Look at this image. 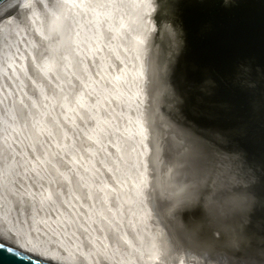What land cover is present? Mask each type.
Listing matches in <instances>:
<instances>
[{
    "label": "bare ground",
    "instance_id": "6f19581e",
    "mask_svg": "<svg viewBox=\"0 0 264 264\" xmlns=\"http://www.w3.org/2000/svg\"><path fill=\"white\" fill-rule=\"evenodd\" d=\"M156 1L160 0H49V3H46V0H11L0 7V236L12 241L24 250L46 256L54 260L62 261L66 264H228L221 260L227 261L231 264H264V257H256L257 254L264 255V249L252 250L243 248L244 250H248L246 257L243 256V258H246L245 260L255 261L249 263L245 261H238L240 258L234 255V253L230 256L232 258H224L219 254H209L207 252L197 251L187 244V246L182 245V241L186 236L188 237V232L186 233V230L183 231L184 228L182 226L186 222L182 219L183 217L181 218L180 214L178 216L176 215V218L179 219L174 225L176 228H171L169 227L170 223L167 224L168 216L175 217V207H186V204H188L189 201L195 202V198H193L194 200H191L187 196L183 195V193L189 189V185L195 187L206 186V188L210 191L209 186L213 185V179H211V177L214 167H211L208 160L204 158L206 153L204 154L202 143L194 134L193 136L190 135V131L187 133V131L180 129L176 130L171 127H165L161 124L159 121L162 119V116L158 117L159 114L154 110V108H152L156 101L152 100L149 106L144 105L146 101L148 102L149 96L145 95L146 90L143 82L144 71H142V67L144 65L142 66L140 63L142 59L138 62V65L140 64L141 66H135L132 63L133 61L130 63V61L128 62L127 59L124 58L127 62L124 63L126 67L122 68L125 71V75L120 74L119 77L116 78L118 74L122 72V69H120L121 72L119 73L115 72L116 70H113L115 73H118L113 75L117 76L113 77V80H107L105 78V75L107 76V73L109 75L112 70H109L110 66L107 68L104 65L105 63L102 62V56H104L105 60V57L111 55L112 53L115 55L116 52L119 51V46H114L116 44L115 42L112 46L114 48L118 47V50L115 52L114 48H110L108 38L111 36L113 39L115 38L116 42L120 43V33L123 30L122 28L125 27L128 29L127 27L131 23V19L129 20L130 23L127 22V18L129 19L128 16L131 15L132 17V14L134 15V13H136H132V11L136 9H138V12L139 10H143L149 19H144L145 16L142 18L143 15H140L141 20L144 19L142 21H149V23L146 24L144 22L146 25L144 26L145 28L142 27L144 30L146 29L145 34L143 32L144 30H141L144 34L143 37L145 41L143 39L142 41H139L137 38L135 39L140 42V44L136 45H139L140 48L136 47L135 49L138 48L143 53V49L145 48L144 45L148 39L147 37H149L153 30V23L150 22V18L151 11L154 9V3H157ZM128 7L129 9L131 8L130 13L132 14H127V12L129 13L130 11ZM134 7L136 9L132 10ZM41 12L43 14V26L41 25V29H38L36 24ZM64 14H67V16L72 15L73 17L77 14V18L76 16L72 18V22L75 23H73V27L75 28L71 33L74 46L68 47H71L70 51H67L65 48L66 52L62 51L63 49L61 48V52H57L58 54L54 56V58H50L52 57L51 47L53 49H57L58 45H56L55 42V44L53 43V35L50 37L47 33V29L44 30L43 27H48L46 22L48 20L50 21L51 18L54 20V23H57V21L62 18ZM137 14H135L134 19L137 18ZM62 19L65 20L64 17ZM72 19H70V21ZM55 20L57 21L55 22ZM141 20L139 19V21ZM133 21L135 25L137 20ZM136 23H138V21ZM53 26L55 25L53 24ZM60 28H62V26ZM69 28L72 29V27ZM60 31L63 30L60 29ZM128 31L133 32L136 30L132 31L130 28ZM130 32L129 34H131L132 37L138 35L139 38L141 35H139V33L137 34V32L136 34H132ZM62 33L65 32L63 31ZM69 36L70 34L68 37ZM56 37L57 36L54 38ZM135 40L133 41L136 42ZM70 42L71 40H69V44ZM94 43L98 45L96 47L100 48V53ZM89 47L90 50L92 49L91 54H96L100 58L102 57L100 64L106 67V69L105 67L102 68L101 65V71L105 73L102 76L104 77V80H106L103 82L107 84V81H111L110 84L112 85L110 86L108 84V88L104 85L107 89L100 83L103 80L102 78H98L102 79L99 82L100 85L98 80H96L97 84L96 81L93 80L96 76V69L98 70V65L95 68V64L97 62L94 59L98 57H93L94 59L89 57H85L84 59L83 57L86 53L85 49L89 50ZM120 47H123V45ZM133 47L134 46H132V48ZM44 49L48 50L49 53L46 55V58L44 57L46 53H43ZM82 49H84V53ZM112 49H114V52H111ZM121 49L123 54L126 53V55H128V50L125 51L123 48ZM37 51H39V54L42 52L44 56L42 54V56H39L37 53L39 57H33V59H35V64H33L34 60L31 58V55H36ZM133 51L135 52L134 49ZM133 51L131 50V52ZM122 53L120 55H122ZM138 54L136 56L137 59H139L140 56ZM88 55L89 54L87 53V56ZM120 55H118V58ZM141 56L143 57L142 54ZM115 57L116 59L114 58V60H118L117 56ZM55 59L58 60V63H56L57 60L55 61ZM122 60L123 59H121V62ZM23 62L26 63V71L34 70L39 73H36L37 75L34 74L36 75V78L30 73V80L26 79V75H23L25 81H23L24 83L21 82L23 83V86H21L24 88V93L19 90V86L21 84L20 81H13L16 85L15 87H13L14 85L11 86L12 84L10 85L6 81L7 77L10 79L9 77L11 74L13 75V69H15L18 73L20 72V74L23 73ZM118 62L120 61L115 63L117 64ZM116 64L112 65L115 67ZM92 65L94 66L95 72L92 70ZM112 65L111 68L113 67ZM118 65L120 66V63ZM130 66L139 68V75H135L138 74L139 71H136V73L134 72L137 68L135 70L133 69L135 77L138 76L135 81L133 80L135 79V77L133 78L134 75L126 73L127 68L129 71L132 69ZM77 67H82L81 70L85 69L86 74L81 73L82 76L78 75V72H76ZM55 69H57V76L55 75ZM147 69L150 75L151 70L148 67ZM34 71H32V73ZM53 71H55V74ZM101 71L99 69L98 74H101ZM6 73H8L7 76L4 75ZM130 73H132V70ZM58 76L62 78H60V81L57 79ZM92 76L94 77L92 78ZM27 77H29V75H27ZM67 78L69 81H67ZM14 79H16V77ZM39 83L43 86L40 87ZM36 84L39 86L38 88L34 86ZM139 86H141V88H139ZM6 90H11V95H7ZM17 91L22 97V100H20L21 102L17 99ZM101 92H105V97L108 98L112 105H114L112 108L113 110L115 108V111H117L116 108L121 107L119 110H122L126 115H124L125 124L122 121L125 126L123 127V131L125 128L126 132L129 133L128 130L130 127L137 128V134L130 132V136H127L126 139L129 140L128 143H131V138L136 140L138 137L143 140L146 145L145 146L143 144L146 149L142 152V150L139 149L142 148L141 140L140 142H137L136 148L138 147L137 149L141 151V153H144V156L142 158V162L136 164L138 167L142 166V168H149L147 170L150 171L149 173L147 172L146 175L151 174V169H156L154 171V175L151 174L152 177L147 178L144 181L148 185L147 180H151L149 186H153L151 191L152 203L164 204V208H161V212L159 213L160 217L163 218L160 222L166 223V225L162 228H158L159 226L155 227L156 224L154 222L146 224L145 227L138 226V224H136V226L134 224L135 218H127V214L123 213L124 216L126 215L125 220L128 219L133 227H138L140 229V232L138 229L136 232L141 235L139 234V236H137L135 235V232V236L131 237V226L126 224V227L129 230L127 233V231H125L123 221L120 223L121 227L117 224L118 222L113 216V213H111L108 209L109 205L107 207L104 206L106 204L105 201L109 202L106 194H104V190L100 189L99 186H93V184H95L94 179H99L96 176L97 173L95 171V167L97 165H93L97 157L92 155L87 146H85L87 145L86 143H84L81 149V153L84 155H82V160H78L79 157L76 155L77 153L74 152L75 149L73 146L77 147L78 142L70 136L73 132L70 128L72 125L75 131H79L77 132L78 134L92 136V139H88L89 142H93V136L95 137L96 133H98L100 129V123L98 122L101 115H99L97 111H100L102 114L101 107L103 106L100 101L102 95ZM1 93L3 94V98L6 96L5 98L8 99L9 103L11 101L10 106L7 104L8 102L5 101L6 104L4 103L5 98L3 100ZM57 95H59L62 100L59 102L57 99L59 103H56V98L53 100L55 101V104L52 105L56 109L55 116L53 115L55 113L52 114L50 111H43L41 109L43 112H39L37 105H34V103L31 102L32 98L29 99L30 97H33V100H37L35 103L40 102L38 103V106H41L43 105L41 103L48 102L49 99L52 100L53 97ZM9 96L11 97L9 98ZM142 96H144V98H142ZM64 97L65 99L67 97V100L64 99L63 101ZM48 103L45 105H48ZM11 105H13L15 109ZM45 105L43 107L47 109V106ZM6 106L10 108L12 107L13 110L9 111L10 108H7ZM21 107L25 108L27 111L24 116L18 112ZM147 107L149 108L148 110ZM139 108L143 110L141 111ZM144 109L148 112V115L146 116L147 118H144L142 115ZM76 111H79V116L76 114ZM117 113L119 115L118 111L115 114ZM15 114L16 116L19 115V117L17 116V118H15ZM105 117L106 116H104V118ZM112 120L113 119H110V121ZM69 122L72 124L71 126ZM23 124H26L29 128H23ZM118 124L119 122L117 121V125ZM114 125H116V122ZM111 126L115 129L112 124L110 127ZM110 127H108L109 129L106 127L105 131L107 129L109 131L111 129ZM116 127L118 129L119 126ZM113 128L110 131L114 130ZM101 132L98 133L99 136ZM107 133L108 135L106 136H110L109 132ZM145 133L149 138L151 136L152 141H145ZM53 138H55V140ZM43 139H45L50 146H54L56 151L66 154V158L62 164L58 163V160L53 158L50 153L47 152ZM130 145L133 146L132 143L127 146ZM70 151L72 153H68ZM67 154H69L70 157ZM48 156L54 159L53 161L56 164L54 167L57 172L56 179L50 184L47 183L45 179V163L46 160L49 159ZM72 156L74 159H72ZM86 157L89 158L88 161L86 160ZM83 160L85 161V164H83ZM68 167L71 169V172L73 171L72 176L73 174L78 175V178H73L74 181L69 180L66 173L64 174L65 179H62V174L64 173L63 169H67ZM97 168L99 169L97 170L98 176L101 177V173H104L105 171L102 170L103 172H101V168L98 166ZM226 168L227 167L224 166V168L221 169L222 171H220L227 172ZM99 172L101 173L99 174ZM233 176H228L227 180L225 179L228 181L226 183L228 187L230 186L229 183H234L235 181ZM219 179V177L215 179L217 180L214 182L215 186L219 185ZM229 180L233 182H229ZM95 182L97 183V180ZM70 185H72V187H69ZM87 185L91 188L90 192H87L89 195H85L83 189V187H87ZM131 185L132 184H130V182H127L125 186L130 187ZM73 186L80 202H78L75 195L72 194L73 191L71 189ZM126 187L124 188L127 189L128 192L129 188ZM143 191L145 192L146 190H143L142 188V192ZM216 191L217 190L214 192ZM142 192L140 188V193ZM214 192H211V194ZM240 194L245 197L244 203H246L249 199L247 191L245 192L242 190ZM137 195H139V192ZM179 195H181V197ZM202 195L201 199L203 200L205 197ZM87 196H89L88 198H90L92 205L89 204L88 199L86 198ZM176 196H179L180 198H177ZM129 199L130 198L128 197L125 200L128 201ZM206 200L207 203L210 204L209 210L213 205L211 203H216L217 201L216 196L212 197V200H209L207 197ZM71 201L74 204H78L80 211H78L76 207H73ZM96 204L100 205V207H96ZM134 204L136 205V203L133 202V205ZM133 205L131 207L135 210L138 209ZM230 207H232V204ZM134 209H131V212H133ZM64 213L66 220L63 218ZM74 214L77 215L76 220L74 218ZM129 214L134 217L131 213ZM220 217L223 218L224 216L222 217L219 215L217 222ZM235 217L236 216H234L232 220H234ZM111 222L115 223L116 227H114ZM160 222L159 224H161ZM172 225L173 224H171V226ZM99 226L101 227V230L104 231L103 233L99 229ZM217 231L216 234H214L215 237L213 235L212 237L220 246H222V248L234 252V250L239 247L236 246L234 242L238 237L235 233L239 235L240 229H238L237 232H230L229 234L226 233V239H223V232H221L220 228H218ZM104 233H106L105 236L103 235ZM242 234L243 233H241V235ZM141 236H144L146 241H144ZM189 239L191 241V238Z\"/></svg>",
    "mask_w": 264,
    "mask_h": 264
},
{
    "label": "rangeland",
    "instance_id": "374dc122",
    "mask_svg": "<svg viewBox=\"0 0 264 264\" xmlns=\"http://www.w3.org/2000/svg\"><path fill=\"white\" fill-rule=\"evenodd\" d=\"M156 2L158 4L154 3V9L151 11V18H150V22L153 23V30L150 33L149 37H147L148 39L144 45L145 50L143 49L144 51L143 53L141 52V50L138 49L140 48L139 45L138 46L136 45L140 44L139 41L140 40L142 41V39L145 41L143 36L146 32V29L144 30L145 28L144 26H146L145 24L149 23V21H146V20L142 21V20L147 18V14H145V11L143 10H139L140 12L139 13L138 9L134 7L132 10L136 9L137 11L136 10L132 11V13L136 12L133 15L132 13H130L131 8L129 9L128 7L130 11L129 13L127 12V14L128 15L132 14L133 19L131 15L128 16L129 19L127 18L128 20L127 22H129V20L131 19L130 20L131 23L129 22L130 24L127 27L128 29H126L125 27L122 28L123 30L120 33L121 34L120 35L121 40L119 41L120 43L116 42L115 38L113 39L111 36L109 37L110 39L108 38V42H110L109 43L110 48L111 47L114 48L112 44L114 45V42H115L116 44L114 46H119V48L118 47L114 48L115 52L118 49L121 52L117 51L119 53L116 52L115 55H113L114 53H112L111 54L112 56L109 55L105 57L107 60L106 59L104 60V56H102L103 58L101 57L102 62L105 63L104 65L107 68L110 66L109 70L110 71L112 70L111 73H109V75L111 74L112 76L111 75L109 76L107 73V76H109L110 78L107 77L106 75H105V78L107 80H110V79L113 80L114 79L113 77L117 76L113 74H118L119 72H121L120 69L126 67L124 63H127V62L124 60V58L127 59L128 62L130 61V63L133 61L132 63L135 66H139L140 64L138 65V62H140V60L142 59L140 63L142 64V66L144 65L142 67L143 68L142 71H144L143 72V77H144L143 82L145 84V90H146L145 95L149 96L148 102L146 101L144 105L149 106L152 100L156 101L155 105H153L152 108H154V110L159 114L158 117L162 116V119H160L159 121L161 124H163L165 127H169V128L171 127L176 130L177 129L183 130L181 129V126L179 125V124H182L185 127L191 128L197 134L204 137L206 141L210 144L212 149L220 148V149H224L228 151H234L235 153L238 154V157L240 158L239 160L240 167L233 162L231 163L228 161L226 162L223 161L221 163L220 161H213L210 155L207 154L206 149L203 146L204 145L203 140L197 138L202 143V149L204 151V154L206 153V155H204V158L208 160V162L211 164V167L212 166L214 167L213 172H212L213 174L211 177V179H213V185L209 186L210 191L208 188H206V186H202V187L196 186L195 187V186L189 185V189H187L183 193V195L187 196L191 200H194L193 198H195V202L189 201V203L186 204V207H175L174 209L175 217L168 216V219H170V217L172 218L169 221L167 220V224L170 223L169 227L176 228V226L174 225L175 223H177V220H179L178 218H176V215L178 216L180 214L181 218L183 217L182 219H184L185 222L187 223V224L186 223L183 224V228L185 224L186 225L191 224L190 225L191 228L190 226L188 227L186 226V229L185 228L183 229V231L186 230V233L188 232V237L186 236L185 239L182 241L183 246L188 245L197 251L207 252L209 254H219L224 258L226 257L232 258L230 256H232V253H234V255L240 258L238 259V261L240 262L241 261H245L249 263L255 262L253 260L250 261V260H245L246 258H243V256L246 257L248 253V250L246 249L255 250L254 248H252L253 245L251 244V242H249L250 238H254V235L249 234L250 233L249 231L247 232V229H245L244 222L241 221L239 218L235 217L234 220H232L234 216H231L230 213L228 214V212L230 210L232 211L233 206L238 207L240 205L241 206L243 205V203H241L243 201H240V204H237V202L233 200L234 199L233 196L235 195L238 198H241V200H244L245 198L242 194H240V192L243 190L242 186H244L243 184L245 183V180L247 177V175L245 174L246 173L245 169L243 167L244 166L248 167L249 165H251L252 160H254V158L256 157L255 154H251L253 149L250 148L251 147L250 144H252V139L255 138V136L258 135L262 131V129L264 130V125L263 123H261V121L259 123L257 122V120H254L251 118L252 108H255L256 104H259V107H261L262 110L264 111V0H160ZM46 3H49V0H46ZM141 11L143 14L141 13ZM135 14H137L136 16L137 18L139 16L138 19L137 18L134 19ZM76 15H74V17ZM140 15H143L142 18L145 16L144 19L141 20ZM69 16H67V14L63 15L66 22L64 19H62L63 17L60 18L58 21L55 20V22L57 21V23H54V20L51 18L53 22L50 19V21L48 20L46 22L48 27L46 28L43 27L44 30L47 29L48 31L47 33L50 35V37L53 35L52 36V40H54L53 43L55 42L56 45H58L57 49H53L51 47L52 57L50 58H54V56H56L59 53V51L61 52L62 49H63L62 51L66 52V49L67 51H70V48L74 46V41L72 40L71 33H72V30L75 28L73 27L75 23L72 22L73 21L72 18L74 17L72 15H69ZM69 18L72 20L70 21ZM139 19L143 23L139 21ZM133 20H137L138 23H136L137 22L136 21L134 25ZM147 20L149 19L147 18ZM37 21H38L36 24L37 28L41 29V25L43 23L42 12L40 13V16ZM68 22L72 24H69ZM53 24L56 27L53 26ZM61 26L62 28H60ZM166 26L169 28L172 27V30L176 34V39L180 42L177 46L174 45L172 41L173 31H172V34L168 33V30H166L167 29ZM69 27H72V29ZM129 27L132 29V31L133 30H136V31H133V32L128 31L130 29ZM134 27H136L137 29ZM59 28L63 30L65 33H62L63 31H60ZM141 30L144 32V34L143 32H141ZM57 31H60V32H57ZM129 32L132 34H136L137 32V34L139 33V35L140 34L141 35L139 38H138V35H135V37H132V35L129 34ZM50 33H54V34H50ZM67 34L68 35L70 34L69 36L70 38L68 37ZM54 35L57 37L54 38L55 37ZM136 38L139 39V41L135 40ZM69 40H71L70 44H69ZM133 40H135L136 42H134ZM94 45L95 47L98 46L95 43ZM121 45H123V47H120ZM69 46L71 47L68 48ZM132 46L134 47L132 48ZM252 46L255 47L254 51H250V49H247ZM127 47L130 49H128ZM136 47L138 48L135 49ZM96 48L97 50L99 49V53H100L101 52L100 48L98 47ZM121 48H123V50L125 51L128 50L129 53L128 52L127 53L129 56L126 55V53L123 54L122 53L123 51ZM88 49L89 50L85 49L86 56L85 55L83 56L84 59L85 57L100 58L96 54L95 55L91 54L92 49L90 50V47ZM114 49H112L113 51L111 50V52H114ZM133 49L135 50V52L133 51ZM83 50L84 49H82V51ZM131 50L133 52H131ZM38 52L39 51L36 52V55ZM43 53H46L45 56L43 55ZM43 53L40 52V54L39 53L38 54L39 56L43 55L45 58H46V55L49 54L48 50L46 49H44ZM87 53L89 54L88 56H87ZM121 53L122 55H120ZM130 54L131 55L133 54L132 57ZM137 54L140 56L142 54L143 57L139 56V59H137L136 57ZM36 55H31V58L33 59L34 56L35 58L39 57L38 55L37 56ZM118 55H120L121 58L120 56L118 58ZM115 56H117L118 60H114V58L116 59ZM170 56H172V59L171 61H169L167 69L165 71V69H163L165 66L164 61L167 59V57L170 58ZM98 58H96L97 60L93 58L97 62V63L95 62L96 64L94 63L96 65L95 68L98 65L97 67L98 70L96 69L97 71L96 76H95V79L93 80L95 81L98 80V83H99L103 79L100 83L103 86L105 85L108 88L109 85L112 86L110 84L111 81H107V84L104 83L106 80H104V77L102 75L105 73L101 71V65H102L100 64L101 58L100 59ZM121 59H123L125 62L123 60L121 62ZM33 60H34L33 64H35V59ZM56 60L57 59H55V61ZM114 61L115 62L120 61V62L116 64ZM134 61H136L137 63ZM56 63H58V60L56 61ZM110 63L114 65L116 64L117 67L116 66L114 67V65ZM119 63H120V66L118 65ZM121 63H123L124 65ZM23 64H24V69L22 70L23 72L22 74H20V72L19 73L16 72L15 69H13L12 70L13 75L11 74V76L13 77L10 76L9 77L10 79H8V77L6 78L7 83L10 85L12 84L11 86L14 85L13 87L16 86L14 82L20 81L21 83L25 81L23 75H26L25 76L26 79L30 80L31 79L30 73L32 74V76L37 73L34 70L26 71V68H25L26 63L23 62ZM93 65H92V70L95 72ZM111 65L113 66L112 67L113 69L111 68ZM65 66H68V65H65ZM105 66L102 65V68H104ZM135 66H130V68L132 67V69H130V71L132 70V73H130L128 68L126 70V73L134 75L136 71H139V68ZM146 66L151 70L150 75L148 73V69ZM81 69L82 67L81 68L77 67V70L79 71L76 70V72H78V75L82 76L81 73L86 74V70L85 69L81 70ZM99 69L101 71V74L100 73L99 74L102 77H100L98 74ZM133 69L134 70L136 69V70L134 71ZM113 70L114 71L116 70L115 72H118V73H115ZM32 71L34 72L32 73ZM55 71H56V74H55ZM55 71H53V73L57 76V69H55ZM133 71L135 73H133ZM124 73L125 71L122 69V72L119 73L116 78H118L120 74L125 75ZM139 74H140V71L138 72V74H135V75H139ZM4 75L7 76L8 73ZM27 75H29V77H27ZM36 75H34L35 78H36ZM135 75L133 76V78L135 77ZM15 77L17 80L14 79ZM58 77L57 79L60 81L62 78L61 77L58 78ZM93 77L94 76H92V78ZM98 78H102V79H98ZM137 78L138 76L135 77V79L133 80L135 81ZM67 81H69L68 78H67ZM23 83L20 84L19 90L24 93V90H23L24 88L22 87ZM96 84H97V81H96ZM162 85H164V90H163ZM211 85H214V87L210 88ZM34 86L38 88L39 86L42 87L43 85L39 83V86L37 84ZM156 86H159V87H156ZM139 88H141V86H139ZM6 93L7 95L9 94L11 95V90H8ZM17 93H18L17 99L19 101L22 100V97L19 95L18 91ZM101 94L102 95H101L100 101L103 106L101 107L102 114L100 111H97V112L99 115H101V117L99 118V122H98L100 123L99 124L100 126L98 125L100 127L98 133H100L101 130L102 132L100 136L98 135V133H96V136L95 137L93 136V142L92 141L89 142L88 139H92V136L78 134L77 132L79 131H75L73 125L70 124L69 122L70 126L72 125L70 127L71 131L74 132V133L72 132L70 136L78 142V146L77 147L73 146V148L75 149L73 150L74 152L77 153L76 155H78L79 157V158L77 157L78 160L79 159L82 160V157L84 155L81 153V149L84 143H86L87 145L85 146H87V148L90 150L92 155L97 157L93 165L95 166L97 165L99 168H101L100 169L101 172L103 171L105 172L104 173L99 172V174L100 173L102 174L100 175L101 177H99L98 172H97V170L99 169L97 168V166L95 167V171L97 173L96 176L99 179L97 178L94 179L95 181L97 180L98 184L93 180L94 183L96 184V185L93 184V186H99L100 189L104 190V194H106V197L109 199V202H106L104 200L106 203L104 206L107 207L109 205L108 209L111 211V213H113V216L118 222L117 224H119L120 226L121 221H123L124 228H125V231H127V233L129 230L126 227V224L131 226L130 227V230H132L131 237H134L135 235L139 236L140 233L136 232V230L138 229L139 231L140 229L138 227L137 228L133 227L128 219L125 220L126 215L124 216L123 213L127 214V218H130V217L131 219L135 218L134 219L135 225L138 224V226L145 227L146 224H149L150 222H154L156 224L155 227L159 226L158 228H162L164 225H166V223L160 222V220H162L163 218L160 217L159 213L161 212V208H164L163 207L164 204L163 203L154 204V202L152 203V197H151L152 192L151 191L153 189V186L151 185L149 186V183L151 180L150 179L147 180L148 185L144 181L145 179L152 177L151 174L154 175L155 173L154 171L156 169L155 168L151 169V174L149 175H146V173L147 172L149 173L150 171V170H147L149 168H142V166L141 167L139 166L140 167L139 169L137 164L142 162L144 153H141V151H139L137 149L138 147L136 148V146H137V142H140L141 139L137 137L136 140H133L131 138L130 141L133 145V146L130 145L131 147L127 146L128 144H131V143H128L129 140L126 139L127 136H130L129 135L130 132L133 134H137V128L130 127L128 130L129 133L126 132L125 128L123 131V127H125L123 125V122H124V118L126 115L123 113L122 110H121L122 113L120 114L121 111L119 109H121V107L116 108V110L119 112V115L118 113L115 114L117 111H115V108L114 110L112 109L114 105H112L111 102L108 100V98L105 97L104 95L105 92H101ZM2 96L3 94L1 95V97ZM10 97L11 96H9V98ZM55 98H56L55 101H57L56 103H59L62 100L60 99L59 95H57L53 97L52 100L49 99L48 101V102L52 101L53 103L43 102L41 103L43 104L41 106H38V103L40 102L35 103L37 100L36 99L33 100L34 99L33 97H30L29 99H31V102H33L34 105L35 104L37 105V107L39 108L38 109L39 112L50 111L53 114L56 112L55 107L52 106L55 104L54 103L55 101H53ZM142 98H144V96H142ZM57 99L59 100V102ZM64 99L65 97L63 98V101ZM65 100H67V97ZM5 101L8 102L7 104L10 106L11 101L9 103L7 98H5L4 100V103L6 104ZM171 101H173L174 103L177 101V103L174 105V103H172ZM46 103H48V105H45ZM4 105H3V108H4ZM44 105L47 106V109L43 107ZM11 106L14 108L13 105ZM6 107L10 108L8 106ZM12 107L9 109V111L13 110ZM148 109L149 108L147 107V110ZM147 110L144 109V111L142 112L143 113L142 115L144 118H147L146 117L148 115ZM18 112L19 114L23 116L27 113L25 108H22V107L21 109H19ZM76 114L79 116L80 115L79 111H76ZM53 115L55 116L56 113ZM17 116L19 117V115ZM17 116L15 114V118H17ZM104 116H106L108 119L106 117L104 118ZM110 119H113L114 121L113 120L110 121ZM108 121L110 122V124ZM117 121L119 122L118 125H117ZM115 122H116V125H114ZM111 124L115 127V129L112 126L110 127ZM116 126H119L120 128L118 127L117 129ZM27 127L28 126L26 124H23V128L27 129ZM106 127L107 128L110 127L111 129L113 128L114 130L110 131L111 130L110 129L108 131L109 129L108 128L105 131ZM154 128H155V125H154ZM121 131L123 134L121 133ZM184 131H187L188 133V130H184ZM107 132H109L110 136H106L108 135ZM190 133H191L190 135H193L192 132ZM53 139L55 140V138ZM144 139L145 141L146 140L152 141L151 136L149 138L146 133L144 135ZM43 142H44L45 148L47 149V152H49L53 158H56L58 160V163L62 164L66 158V154H63L60 151H56L54 146H50L45 141V139H43ZM141 144H142V148H139V149L142 150L143 152V150L146 149L145 148L146 145L144 144L143 140H141ZM143 144L145 146H143ZM68 153H72V152L70 151ZM140 153L141 155L143 154L142 157ZM67 155L70 157L69 154ZM52 157L48 156L49 159H47L45 163V179L47 183L49 184L52 183L56 179V176H57V172L55 171V167H54V165L56 166V164L54 163L53 161L54 159H52ZM72 159H74L73 156H72ZM86 160L88 161L89 158L86 157ZM84 162L85 161L83 160V164H85ZM227 162L229 163V165ZM224 166L227 167L226 168L227 172H221L222 171L221 169H223ZM70 170L71 169L69 167L67 169L66 168L63 169V172H64L62 174L63 180L65 179V175H64L65 173L68 175L69 180L74 181L73 179L74 177L78 178L77 174H73L72 176L73 171L71 172ZM231 175L232 176L234 175L233 177L235 181L237 179L236 182H240V185L235 186L234 184H236V182L234 181V183L232 184L235 187L234 188L231 187L230 188L231 191L228 194H222L223 189H225L226 186L228 187V185L226 184L228 182L226 181L227 177ZM218 177L220 178L219 179L220 182L218 185L219 187L214 185V182L217 181L215 179H217ZM127 182H130V184L132 185L130 187L128 186L126 187L125 185ZM69 187H72V185H70ZM124 187L129 188V191L127 192V189H125ZM131 187L133 190L131 189ZM140 188H141V192H142V188L143 190H146V191L145 192L143 191L142 193H140ZM83 189H84L85 195H89L87 192L88 191L90 192L91 188L87 185V187H83ZM71 190L73 191L72 194L75 195L76 200L80 202L78 200L79 199L78 196L75 193L76 190L74 186ZM137 190L139 192V195H137L138 193ZM215 190L217 191L214 192ZM211 192H214V193L211 194ZM247 192L249 193V191ZM201 195L204 196L205 199L202 200ZM179 196L181 197V195ZM179 196H176V197L180 198ZM215 196H216L217 201L216 203L215 202L211 203L213 205L211 209L209 210L210 204L207 203L206 198L208 197L209 200H212V197H215ZM88 197L89 196H87L86 198L88 199L89 204L92 205L90 198ZM128 197L130 199L126 201L125 199H127ZM110 201H111V204L113 203L114 205L113 204L111 205ZM133 202L136 203V205L135 204L133 205ZM231 204H232V207H230ZM72 205L73 207H76L78 211H80L79 210L80 208L78 207L77 203L74 204L72 202ZM132 205L138 209L135 210L133 207H131ZM94 206H95V203H94ZM96 207H100V205L96 204ZM263 207L264 205H262V208ZM131 209H134L133 212H131L132 211ZM199 209L200 210L202 209L201 214L203 215V218H196L195 216H193L195 211H198ZM256 211L259 213L260 209L258 210L257 208ZM129 213H131V215H133L134 217L130 216ZM74 215H75L74 218L76 220L77 215L76 214ZM219 215L222 217L224 216V217L223 218L220 217V219L217 222V218H219ZM63 218L66 220L65 213L63 214ZM159 222L161 224H159ZM111 224L114 227H116L115 223L111 222ZM171 224L173 225L171 226ZM195 227L198 229H195ZM218 228H220L221 232H223V235H222L223 239H226L227 237L226 233L229 234L230 232H237V230L240 229L239 235L235 233L238 237L236 241L234 242V244L242 248L237 247V249H235L234 252L233 251L231 252L228 249L226 250L222 248V246H220L218 242H216L212 237V235L215 237L214 234H216V231ZM99 229L101 230L100 226H99ZM251 231L252 233L255 234L254 239H256V241L259 240L263 242L261 238L262 235L260 234L256 235L255 233L256 231H254V229ZM101 232L103 233L104 231L101 230ZM135 232L136 234L134 235ZM241 233L243 234L241 235ZM105 234L106 233H104L103 235L105 236ZM141 237L144 241H146V239H144V236H141ZM189 238L194 239L195 244H193ZM240 240L244 242L242 243L244 245H241V242H239ZM258 246L259 248L257 249H264V244H259ZM243 248H246V249L244 250ZM256 257H264V255L257 254ZM221 261L231 264L224 260H221Z\"/></svg>",
    "mask_w": 264,
    "mask_h": 264
},
{
    "label": "water",
    "instance_id": "95a60500",
    "mask_svg": "<svg viewBox=\"0 0 264 264\" xmlns=\"http://www.w3.org/2000/svg\"><path fill=\"white\" fill-rule=\"evenodd\" d=\"M10 1L11 0H0V7ZM166 28H167L166 30H168V33L172 34V31H173L172 27L169 28L166 26ZM172 41H173V44L176 46L180 43L176 39V34L174 33V31L172 34ZM247 49H250V51H254L255 47L252 46ZM171 59H172V56H170V58L167 57V59L164 61L165 66L163 69H165V71ZM162 86L164 90V85ZM211 87H214V85H211L210 88ZM171 102L174 103L173 101ZM176 103L177 101L174 103V105ZM263 113L264 111L262 110L261 107H259V104H256V107L252 108L251 118L254 120H257V122L259 123L261 121V123H263L264 125V114ZM179 125L181 126V129L188 130L192 132L193 134H195L197 138L203 140V144H204L203 146L206 149L207 154L210 155L213 161H220L221 163L223 161L224 162L228 161L231 163L233 162L240 167L239 165L240 158L238 157L237 153H235L234 151H228V150H224L220 148L212 149L210 144L206 141L204 137L197 134L191 128L185 127L182 124H179ZM250 145H251L250 148L253 149L251 154H255L256 157L254 156L255 158L254 160H252V164L249 165L248 167L242 166L245 169V172H246L245 174L247 175L245 183L243 184L244 186L242 187H244L243 190L245 192L249 191V193L247 192V195H249V199L247 200L246 203H244V200H241V198H238L237 196L234 195L233 200L236 201L237 204H240V201H243L241 203H243L244 206L243 205L242 206L240 205L238 207L234 206L232 207V211L230 210L228 212L227 210V212L228 214L232 213L230 214L231 216H236V218L241 219V221L244 222L245 229H247V232L249 231L250 232L249 234L254 235V238H255V234L252 233L251 231L253 229L254 231H256L255 232L256 235L257 234L262 235L261 238L263 242L259 240L256 241V239L254 238H250V241H249L253 245L252 248H254L255 250H259L257 249L259 248L258 245L264 244V207L262 208V205H264V130L263 129L258 135L255 136V138L252 139V144ZM229 184H230L229 187L226 186L225 189H223L224 193L222 192V194H228L231 191L230 188L231 187L234 188L236 185H240V182H236V184H234L235 186L232 183H229ZM245 206L246 208H243ZM257 208L258 210L260 209L259 213L256 211ZM201 213H202V209L201 210L199 209L198 211H195L193 216H195L196 218H203V215ZM171 218L172 217H170V219H167V220L169 221L171 220ZM186 224L184 226L185 229H186ZM190 225L191 224L187 225V227ZM195 229H198V228L195 227ZM191 241L193 244H195L194 239L191 238ZM239 242H241V245H244L242 244L244 242H242L241 240ZM0 264H66V263L48 258L46 256H42L40 254H35L27 250H24L20 246H17L16 244H14L12 241L7 240L0 236Z\"/></svg>",
    "mask_w": 264,
    "mask_h": 264
}]
</instances>
